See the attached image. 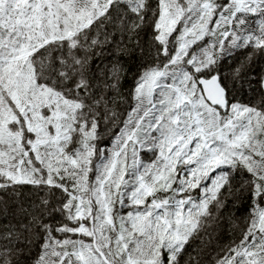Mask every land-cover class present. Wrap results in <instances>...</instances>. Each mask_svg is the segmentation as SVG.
<instances>
[{"label": "snow or ice", "instance_id": "snow-or-ice-1", "mask_svg": "<svg viewBox=\"0 0 264 264\" xmlns=\"http://www.w3.org/2000/svg\"><path fill=\"white\" fill-rule=\"evenodd\" d=\"M118 41L148 58L126 113L121 72L91 63ZM257 58L264 0H0V197L42 193L38 250L6 228L0 264H264V97L233 95Z\"/></svg>", "mask_w": 264, "mask_h": 264}, {"label": "trees", "instance_id": "trees-1", "mask_svg": "<svg viewBox=\"0 0 264 264\" xmlns=\"http://www.w3.org/2000/svg\"><path fill=\"white\" fill-rule=\"evenodd\" d=\"M150 40V33L147 36L141 34V43L144 40ZM100 53L98 56L92 57V70L94 73H98L101 77H104L105 81L108 79V72L110 69L115 67L121 72L120 75V87L119 91L126 100H122L120 96H117V109L122 113H126L133 101L130 98L132 88L137 74L142 71V65L147 62V57L141 56V53L134 49L130 43L119 42L116 44L105 45L101 49H97ZM244 56L240 55L229 59L227 64L224 65V74L228 75L231 71L233 65H237L239 61H243ZM245 71H248L245 69ZM261 76H264V61L256 59L255 63L250 66V71L248 76L237 85V91L240 96L236 100L241 103L243 99L247 97L245 94V86L243 84L248 83L251 86L247 89L257 93L259 99L264 97V89L261 88L259 80ZM255 77V78H254ZM249 81H251L249 83ZM99 83V81H98ZM231 83V82H229ZM235 90V92H236ZM107 95V92L102 93ZM251 103V102H249ZM255 103V102H252ZM247 104V103H246ZM257 104V103H256ZM111 131L103 135L102 140L98 143V148L110 147ZM241 177L236 176V184L238 186ZM22 195L16 199H12V193L7 196L0 197V199H6V205H0V232L6 228H12L14 230H19L18 235L21 239L20 246L24 248L25 255L32 256L38 249L36 245L39 243L38 239H35V229L31 230L33 242L29 248L24 241V236L29 235V233L23 232V226L29 224L31 219V213L35 210L34 206L38 203V196L42 193L37 194L31 187H25L20 190ZM231 199V198H230ZM250 205V200L247 192H243L240 198L236 200L235 204L231 206V214L234 217L233 225H221L219 230L213 233V242L218 245H227L233 239L239 238L240 229L244 227L243 221L248 216L247 208ZM5 208L6 210H1ZM239 209V211H237ZM28 264H32L31 261Z\"/></svg>", "mask_w": 264, "mask_h": 264}, {"label": "rangeland", "instance_id": "rangeland-1", "mask_svg": "<svg viewBox=\"0 0 264 264\" xmlns=\"http://www.w3.org/2000/svg\"><path fill=\"white\" fill-rule=\"evenodd\" d=\"M223 70H224V68H223ZM243 85L245 86V91L244 92L247 95V97L245 99H243V102H245V103L255 102V104L256 103L258 104L260 102V99H259L257 93H254L253 91H250V89H247V88L251 87V86L247 87L248 83L243 84ZM233 95L235 96L236 99L240 98V97H238V95L240 96V93L237 90H236V92L233 93ZM0 205H3V204H0ZM1 210H6V209L1 207ZM32 233L33 232H31V235H32Z\"/></svg>", "mask_w": 264, "mask_h": 264}]
</instances>
